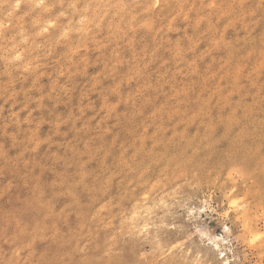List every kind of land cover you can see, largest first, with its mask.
<instances>
[{
	"label": "rangeland",
	"instance_id": "rangeland-1",
	"mask_svg": "<svg viewBox=\"0 0 264 264\" xmlns=\"http://www.w3.org/2000/svg\"><path fill=\"white\" fill-rule=\"evenodd\" d=\"M0 264H264V0H0Z\"/></svg>",
	"mask_w": 264,
	"mask_h": 264
}]
</instances>
